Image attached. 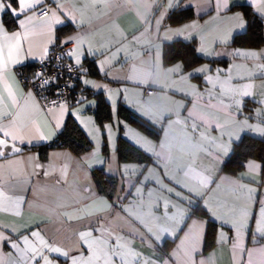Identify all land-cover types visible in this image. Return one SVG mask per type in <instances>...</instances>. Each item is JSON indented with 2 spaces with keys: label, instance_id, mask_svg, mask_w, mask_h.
<instances>
[{
  "label": "crops",
  "instance_id": "crops-1",
  "mask_svg": "<svg viewBox=\"0 0 264 264\" xmlns=\"http://www.w3.org/2000/svg\"><path fill=\"white\" fill-rule=\"evenodd\" d=\"M169 2L59 0L63 11L69 13L64 16L57 8V3L45 0L35 13L30 11L26 14L33 19L25 29L22 30L18 23L19 19L26 18L25 15L16 17L17 26L12 30L3 24L9 34L22 32L26 37L21 43L19 62L11 67L10 77L0 82V93L5 97V110L10 107L12 111L20 113L15 123L5 119L3 124L7 131L18 138L16 144L21 148L14 155L8 154L10 149H5V155L0 157V190L12 198H24L18 207L6 201L8 212H0V225L6 226L0 230H4L6 235L7 228L22 230V234L39 230L49 242L72 255L83 251L86 258L88 252L82 247L79 233L92 229L94 236H98L100 233L97 229H107L115 236L123 237L120 241L122 251L128 254L130 264L132 249L141 254L137 264H143L149 259L153 264L163 261L189 264L185 250L193 246L198 249L194 254L197 264L201 260L205 264H247V250L264 247V236L256 233L260 201L264 200L262 163L248 160L239 176L221 171L233 144L243 134L264 137L244 125L248 118H251L248 121L251 124L264 121V89L261 88L264 84V46L250 49L230 45L235 35L246 31V28H236L235 21L229 19L241 13L232 8L249 5L248 0H230L225 12H218L216 0H171V8ZM44 8L50 9L47 18L40 17ZM176 8L191 9L193 18L179 25H165V17ZM54 12L57 13L56 17L52 15ZM3 13H0V21ZM56 18L61 23H55ZM157 20L160 21L159 25ZM68 22L72 23L74 30L59 42L56 31ZM193 25L187 27L184 35L175 34L177 29ZM69 38L73 42L65 44L64 41ZM175 39L194 41L198 53L208 61L189 71L185 70L181 62L164 66L163 42ZM77 40L84 41L83 47L75 43ZM57 43L74 45L70 58L75 66V53L81 56L80 67L85 58L94 59L101 79L83 76L81 81H91L88 88L106 95L115 116L114 122L108 124L112 135L115 136L118 124H123L124 136L152 155L153 163L147 166L135 162L119 164L115 153L116 142L108 145L111 154L105 163L101 132L94 116L87 111L94 104L93 99L85 100L74 108L68 104L63 109L59 105L48 109L40 105L32 90L22 81L21 68L44 60ZM118 47L123 50L113 57ZM238 51H254L260 55L259 58H246L237 55ZM4 55L7 57L6 47ZM178 65L179 72L170 71ZM202 68L203 72L197 71ZM193 77H201V83L193 80ZM207 77L212 78L210 83H206ZM139 79L148 83L141 84ZM10 81L13 85L11 89ZM246 83L254 85L251 96H242L230 90L232 87L241 89ZM221 87L225 89L224 96H220ZM146 89L149 92L145 95ZM11 92L15 94V102L9 100ZM235 98L242 102L239 106ZM120 102L152 126L161 128L160 137L154 139L135 125L124 124L117 118ZM251 102L257 104L251 106ZM145 104H150L156 114L153 118L159 119V123H153L141 114ZM224 104L231 106L225 108ZM177 112L180 113V123L176 122ZM70 113L92 141L93 147L89 154L78 158L69 150H52L42 160L36 152L25 151L27 147L53 141L64 128ZM193 123L197 126L195 132L192 131ZM132 133H138L149 141L152 151L146 150L131 138ZM41 136L51 138L41 140ZM21 137L23 143H20ZM162 142L164 148H161ZM221 146L229 148L227 156L219 150ZM154 153L164 155L157 157ZM37 164L42 168L37 169ZM250 164L260 165V168L252 171ZM104 166L108 174L120 178L119 188L125 192L124 200L117 205L96 191L91 171ZM201 166L212 169L215 182L209 188H201L191 171L193 168L199 170ZM166 171L182 183L204 192V197L175 185L165 175ZM145 177L151 179L145 180ZM157 181L174 187L185 198L181 200L174 193H169ZM137 189L141 191L138 193ZM249 189L253 190L252 193ZM198 202L207 210L209 219L216 223L214 245L207 250L208 222L190 215L191 206ZM165 203L169 204L168 216L165 215ZM125 208L132 215L125 212ZM246 209L252 216L247 221V227H243L241 221ZM17 210L21 215L14 214ZM134 216H140L151 232ZM157 235L162 237V243L156 239ZM224 236L228 237L226 241ZM167 239L173 240V243L165 250L162 246ZM109 240L110 244L115 243L111 238ZM240 246L245 250L241 251ZM10 251L5 244L3 252L7 254ZM52 258L54 264H70L65 257L52 254ZM3 259L8 264V258ZM11 259L14 261L16 257ZM259 260V255L254 254L253 264H259Z\"/></svg>",
  "mask_w": 264,
  "mask_h": 264
},
{
  "label": "snow or ice",
  "instance_id": "snow-or-ice-1",
  "mask_svg": "<svg viewBox=\"0 0 264 264\" xmlns=\"http://www.w3.org/2000/svg\"><path fill=\"white\" fill-rule=\"evenodd\" d=\"M54 3H57V8L61 13H63L64 16H68L69 13L64 12L63 9L60 7L59 0H53ZM45 3V0H16V7H13V0H0V13L8 11L11 12V14L17 18H19L21 15H25V19H19V27L23 30L26 28V25L29 21L33 19L32 16H27L26 14L28 12L35 13L36 9L43 5ZM248 3L251 7L254 9V14H257L261 16V18H264V0H248ZM230 4V0H216L217 10L218 12H225L228 10ZM169 7H172L171 0L169 2ZM40 15L47 18L49 16V13L47 10H43ZM53 17L57 16V13H52ZM229 19H233L235 21V27L238 29H244L247 27V21L244 19L243 13H236L233 17H230ZM55 23L59 24L61 23L59 18L55 19ZM82 23V21H81ZM160 21L157 20V24L159 25ZM187 27H194L193 26H186V28L183 29H177L175 31L176 35H184ZM26 39L25 36H23L22 32H14L9 34L7 30L5 29L3 22L0 21V82H3L5 79H8L11 74V67L18 63V56L22 51L21 43L22 40ZM226 39V37H225ZM73 42L71 38L69 40L64 41L65 44ZM75 43L78 44L79 47H83L84 41L83 40H77ZM7 48V57L4 55V49ZM123 49L118 47L115 52H113V57L118 55L120 51ZM45 53H47V49L45 50ZM73 53H69L71 56ZM76 65H80L81 63V56L79 53H75ZM237 55H241L246 58H259V55L257 52L254 51H248V52H237ZM71 67L69 68V71H71ZM179 65L176 66V68L170 69L171 72L177 73L179 72ZM199 72H203L204 69L197 70ZM40 73L37 74L39 77ZM212 80L211 77L206 78V83H210ZM141 84H147V81L139 79L138 81ZM45 83H48V81H45ZM83 83L85 86L90 85L92 82L88 80H84ZM13 87L11 81L9 82V88L11 89ZM215 87V86H214ZM254 85L252 83H246L241 86V89H238L236 87H232L230 90L233 93H240L242 96H251L253 95L252 89ZM261 88L264 89V84L261 85ZM176 91H180L179 89H176ZM225 95V89L223 87L220 88V96ZM29 96H31V93H29ZM211 98V97H210ZM9 100L15 102V94L14 92H11L9 94ZM55 103V102H54ZM78 103H83V100L78 101ZM223 103V101H222ZM235 103L239 106L242 102L235 98ZM62 109L66 107L65 104L59 105ZM229 104H224L225 108L230 107ZM181 108L184 107V105H180ZM141 114L148 118L149 120H152L153 123H159V119H154L153 117L156 115L151 108L150 104H145L142 106ZM78 115V113H77ZM177 123H180V113L177 112ZM192 112H189V116L191 117ZM20 113L14 112L9 107L8 110H5V97L2 93H0V157H3L5 155V149H10V152L8 154L14 155L21 151V148L17 146L16 141L17 137L6 130L5 125L3 124V121L5 119L12 120L13 123L19 118ZM251 118H248L244 121V125L253 132H258L261 135H264V121H261V124H251L248 121ZM60 125H57V128H59ZM163 127V125H161ZM196 124L193 123L192 131H196ZM168 133L165 131V137H167ZM51 137H45L41 136V140L50 139ZM133 139L136 140L138 144L141 146H144L146 150L152 151V148L150 147V142L146 139L139 136L138 133H132ZM20 143H23V138H19ZM192 137L190 140L192 141ZM9 140H11V143H9ZM161 148H164V144L162 142ZM201 149L203 147L201 146ZM223 151L225 156L229 153V148L227 146H221L220 149ZM157 157H162L163 153H154ZM37 169H41L42 166L37 164ZM250 170L255 171L260 168V165L257 164H250L249 165ZM191 171L195 174L198 180V184L201 188H209L212 183L215 182L212 169L201 166L199 170H196L195 168L191 169ZM47 175V173H45ZM165 175L168 176L169 180L173 181V183L177 186H179L181 189H186L189 193H194L195 195L200 196L201 198L204 197V192H199L194 187H190L189 185L182 183L179 179H177L175 176L169 175V173L166 171ZM151 179V177H145V180ZM160 183L161 187H166L167 191L169 193H174L177 197H179L181 200H183L185 197L183 196L182 192L176 191L174 187H168L166 185H163L162 181H157ZM141 189H137V192L139 193ZM252 189H249V192L252 193ZM149 195L151 196V192H149ZM11 202L12 204L16 205L17 207L22 205L24 198L23 197H17L12 198L8 195H6L2 190H0V212H8L9 205L5 202ZM107 203L106 201L104 202ZM207 206V201L205 202ZM261 207L259 209V218L256 221L257 227H256V233H258L261 236H264V200L260 201ZM109 207H111L109 205ZM168 207L169 204L165 203V215L168 216ZM212 211V209H209ZM125 212H128L129 215H132L130 210L128 208L124 209ZM15 215L19 216L21 215L20 211L17 210ZM215 215V213H214ZM252 213L249 210H245L243 219L241 221V225L243 227H247V221L251 219ZM134 219L138 220L142 225L145 226V228L151 232V229L147 227L144 220L140 216H134ZM158 219V218H157ZM235 226V225H234ZM6 226L0 225V229H5ZM8 234H5L4 230H0V264H5L3 257L8 258V264H54L52 254H55L56 257H65L68 259L70 264H116L117 261L120 262V264H130L129 259L127 258L128 254H126L124 251H122V246L120 241L123 239L122 236H115L111 231L107 229H97L96 231L100 233L98 236H94L93 230L89 229L86 231H81L79 233V237L82 243V247L87 249L88 255L85 258V253L83 251H80L77 255L70 254L67 250L62 249L60 246H57L51 242H49L43 234L39 230L31 231L30 234H22V230L15 229V228H7L6 229ZM167 232V230H164ZM171 235H175V233H171ZM223 235V234H222ZM15 237V238H13ZM115 241L114 244H110V240ZM156 239L161 241L162 243V237L157 235ZM228 239L227 236H224V241ZM7 244L9 249L11 250L9 253L5 254L3 252L4 245ZM241 251H244L242 246H240ZM198 249L193 246L190 249L185 250V256L189 258V264H197L194 254L197 253ZM254 254L259 255V264H264V247L259 249H253V250H247L248 255V262L247 264H253V256ZM132 257L131 264H137V261L141 258V254L136 252L134 249L131 250L130 253ZM15 256L16 259L13 261L11 258ZM143 264H153L152 260H145ZM160 264H170L169 261H163L160 262ZM199 264H205L204 260H201Z\"/></svg>",
  "mask_w": 264,
  "mask_h": 264
},
{
  "label": "trees",
  "instance_id": "trees-1",
  "mask_svg": "<svg viewBox=\"0 0 264 264\" xmlns=\"http://www.w3.org/2000/svg\"><path fill=\"white\" fill-rule=\"evenodd\" d=\"M13 7H16V0H13ZM232 10H237L244 14V19L247 21V27L245 32L234 36L230 45L236 48L250 49L263 47L264 20L259 15L254 14V9L249 5H238L233 7ZM1 17L3 24L8 30H12L17 26V18L13 16L11 12L5 11ZM192 18L193 11L191 9L176 8L165 17L164 24L179 25ZM73 30L74 26L70 22L64 24L62 27H59L56 31L58 41L60 42L65 35L69 34ZM58 45H60V43L53 45L52 48ZM162 50L164 66L181 62L183 63L185 70L189 71L198 67L205 61H208L198 53L194 41L175 39L163 42ZM61 59L72 64L71 58L67 59L62 56ZM37 64L38 62L22 67L20 72L21 79L24 78V75L27 73L34 75V70ZM82 68L85 70L83 73L84 76L101 79L93 58H85ZM193 80L201 83V77H193ZM75 92L78 95V98L68 103L71 108L81 104L78 103L80 100L85 101L93 99L94 101V104L88 107L87 111L92 113L94 116L95 122L102 134V153L106 159L105 163H107L109 161L111 151L108 148L107 133L105 130L108 124L114 122V111L103 92H96L95 90L84 86L81 80L75 84ZM256 104V102H251V106H255ZM116 114L117 118L122 120L124 124L135 125L142 132L154 139H158L160 137L161 128L152 126L132 109L127 107L123 102L119 103ZM118 129L119 135H117L116 138L115 153L117 154L119 164L135 162L140 164L142 163L147 166L154 162L152 155L139 148L124 136L123 124H121ZM92 147L93 144L90 137L70 113L65 122L64 128L53 141L38 146L27 147L25 151L36 152L39 158L44 160L48 157L50 151L65 149L72 152L76 157L81 158L86 154H89ZM250 159L258 160L262 163V173L264 174V137H257L252 134L245 133L238 142L233 144L228 158L222 165L221 171L226 174L239 176L244 171L245 165ZM91 176L96 191L100 195L105 196L112 202H115L116 205L124 200L125 192H121V189L119 188L120 178L108 174L105 166L93 169L91 171ZM190 215L192 217L207 220L208 237L205 249H209L214 245L213 240L215 236L216 223L209 219L208 212L201 205V202L194 203V205L191 206ZM172 243L173 240L167 239L163 243L162 247L167 250Z\"/></svg>",
  "mask_w": 264,
  "mask_h": 264
},
{
  "label": "built area",
  "instance_id": "built-area-1",
  "mask_svg": "<svg viewBox=\"0 0 264 264\" xmlns=\"http://www.w3.org/2000/svg\"><path fill=\"white\" fill-rule=\"evenodd\" d=\"M43 10L50 13L49 8ZM40 17L43 16L40 15ZM73 49V44H60L52 48L48 56L38 62L34 75L27 73L22 78V81L32 90L43 108L48 109L60 104H68L78 98L75 92V84L84 76L83 65L81 67L75 66L73 63L61 59L62 56L69 59L71 57L69 53H73ZM70 67L71 71H69ZM38 73L42 75L38 77ZM148 92L149 90L146 89L145 95Z\"/></svg>",
  "mask_w": 264,
  "mask_h": 264
},
{
  "label": "rangeland",
  "instance_id": "rangeland-1",
  "mask_svg": "<svg viewBox=\"0 0 264 264\" xmlns=\"http://www.w3.org/2000/svg\"><path fill=\"white\" fill-rule=\"evenodd\" d=\"M66 105V104H65ZM76 107H78V106H76ZM76 109V108H75ZM119 125V127H120V125L121 124H118ZM160 125V124H159ZM111 126H109V125H107V127H106V130L105 131H107V142L109 141V144L108 145H110V144H114L115 142H116V138H117V135H119V132H118V130H117V132H116V134H115V136L114 135H112V132H111ZM124 135L126 134L125 132L123 133ZM101 137H102V134H101ZM115 138V139H114Z\"/></svg>",
  "mask_w": 264,
  "mask_h": 264
}]
</instances>
